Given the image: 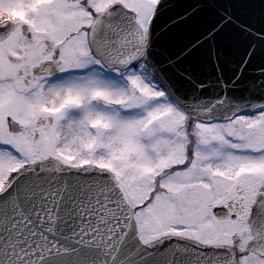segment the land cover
Here are the masks:
<instances>
[{
  "label": "snow or ice",
  "instance_id": "snow-or-ice-1",
  "mask_svg": "<svg viewBox=\"0 0 264 264\" xmlns=\"http://www.w3.org/2000/svg\"><path fill=\"white\" fill-rule=\"evenodd\" d=\"M0 264H264V0H0Z\"/></svg>",
  "mask_w": 264,
  "mask_h": 264
}]
</instances>
